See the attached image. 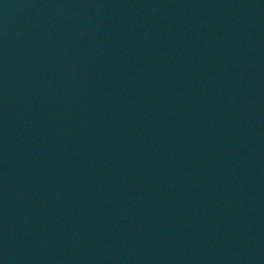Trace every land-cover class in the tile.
<instances>
[{"label":"water","instance_id":"obj_1","mask_svg":"<svg viewBox=\"0 0 264 264\" xmlns=\"http://www.w3.org/2000/svg\"><path fill=\"white\" fill-rule=\"evenodd\" d=\"M0 264H264V0H0Z\"/></svg>","mask_w":264,"mask_h":264}]
</instances>
